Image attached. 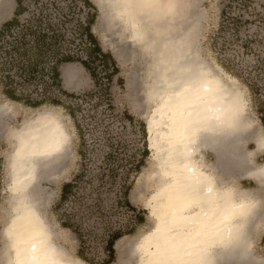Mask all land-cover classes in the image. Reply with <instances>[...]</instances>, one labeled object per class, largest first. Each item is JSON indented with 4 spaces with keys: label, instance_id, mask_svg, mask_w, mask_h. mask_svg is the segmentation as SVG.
<instances>
[{
    "label": "bare ground",
    "instance_id": "6f19581e",
    "mask_svg": "<svg viewBox=\"0 0 264 264\" xmlns=\"http://www.w3.org/2000/svg\"><path fill=\"white\" fill-rule=\"evenodd\" d=\"M4 2L10 4L0 0V11ZM97 2L111 23L125 25L129 41L151 59L141 72L149 71L154 78L152 83L149 76L142 79L152 107L147 120L153 159L150 171L140 178H149L153 191L143 198L152 226L130 247L138 263L160 264L163 258L166 264H264L254 245L264 230V192L238 182L254 179L264 166L253 158L264 151V131L249 114L246 91L219 66L216 70L201 60L196 28L176 33L180 26L175 21L187 4ZM78 78L76 67H64L67 85ZM13 111V105L0 101L1 136L6 132L4 119ZM8 137L13 151L6 190L13 214L4 229L5 264H85L57 241V231L42 212L53 197L43 184L59 181L71 160L65 121L56 109H46L9 131ZM248 141L256 149L247 150ZM208 152L215 160H208Z\"/></svg>",
    "mask_w": 264,
    "mask_h": 264
},
{
    "label": "rangeland",
    "instance_id": "374dc122",
    "mask_svg": "<svg viewBox=\"0 0 264 264\" xmlns=\"http://www.w3.org/2000/svg\"><path fill=\"white\" fill-rule=\"evenodd\" d=\"M87 1L91 7L85 0H20L11 25L0 36V77L6 79H0V101L9 102L14 110L4 119L6 132L0 135V261L3 264L4 229L13 214L6 190L8 159L13 151L8 134L46 109H56L71 133L72 156L65 175L53 184H43L53 197L42 212L57 231V241L73 256L102 264L109 256L107 240L113 233H120L112 264H139L130 247L152 226L143 200L153 189L149 178H140L150 171L153 159L147 120L152 107L144 97L142 79L149 76L152 83L154 78L149 71L141 72L151 59L144 56L139 45L129 41V31L123 23H111L112 17L104 15L97 0ZM179 2L187 5L186 13L179 14L181 19L175 21L176 27H183L184 31L176 29V33L184 34L186 28H196V50L201 60L216 70L219 66L226 75L238 80L246 91L249 114L263 126L260 113L264 112V0ZM86 27L101 49L103 57L98 60L89 56L96 44L89 40ZM81 60L91 66L86 67ZM58 61L60 89L52 75ZM68 65L79 71L78 80L71 86L63 80L64 67ZM31 67H37L34 75L28 73ZM14 84L21 90L22 99L30 98L31 94L34 101L42 97L50 99L38 107L29 106L22 99L12 101L1 88L15 87ZM54 100L62 101L63 105L53 106ZM246 148L256 149L253 143ZM207 156L209 161L215 160L212 153L208 152ZM253 158L255 163L262 164L264 152ZM72 180V191L62 199L63 184ZM239 181L245 187L258 186L252 179L239 178ZM125 189L132 207L125 204ZM260 189L264 192V188ZM263 236L264 230L254 244L255 253L262 260Z\"/></svg>",
    "mask_w": 264,
    "mask_h": 264
},
{
    "label": "trees",
    "instance_id": "16d2710c",
    "mask_svg": "<svg viewBox=\"0 0 264 264\" xmlns=\"http://www.w3.org/2000/svg\"><path fill=\"white\" fill-rule=\"evenodd\" d=\"M85 4L88 7H91L90 2H88L87 0H85ZM89 21L91 22L92 19L90 18ZM85 29L88 31V34H89L88 35V38H89V40L90 41H93L96 44V41L93 38V35L90 33V28L89 27L88 28L86 27ZM3 32H5V30ZM3 32H2V34H3ZM37 45L39 47H41V48L43 47L40 42H38ZM89 56H91L93 60H96V59L98 60L99 57H103V55L101 56V49L98 48L97 44H96V47L93 48L89 52ZM64 58H65V60H70V57H64ZM105 58H107V55H105ZM59 63H60V61H58L55 64V66L52 68V70H53L52 71V75H53V82H54V84H56V86H58L59 89H60L61 88V85H60L61 82L59 80V74H58V64ZM82 63H84L86 65V67H90L91 66V64H89L86 61H82ZM36 70H37V67H33V68L31 67L28 70L29 71L28 73H30V74L33 73L32 75H34L35 73H37ZM24 75H28V74L25 73ZM0 79L1 80H6L4 77H0ZM26 79H28V78H26ZM3 85H4V83H3ZM14 85H15V87L13 86L14 88L11 87L12 85L2 87L1 88V91L4 94V96L5 95L7 96V94L10 95V97L12 98L10 100L17 101L18 102V101H20L22 99L23 94L21 93V90L19 88H16L17 85L16 84H14ZM44 94H45V92L42 93L41 95L43 96ZM31 96H32V94H31ZM31 96H30V98L22 99V100H23L24 103H27L29 106H33V107H38L40 105H43L45 103V99L46 100L50 99V97H48V98H43L42 97V98H40L41 100L39 99V100H37L39 102H37V101H34ZM10 97L8 96V98H10ZM24 98H26V97H24ZM55 101L56 100H54V102L51 103L53 106H62L63 105V102L62 101L61 102H60V100H57V102H55ZM263 113L264 112H261L260 115H262V123L264 124V116H263ZM0 165H1V161H0ZM0 168H2V166H0ZM0 175H1V173H0ZM73 187H74V180L63 184L61 198L62 199H66L67 196H68V194L72 191ZM124 195H125V197L127 199L128 189H125ZM125 204L128 205V207H132L131 206L132 204H131V202L128 199L126 200ZM64 227H66V226L64 225ZM120 237H121L120 233H113L112 236L109 237V239L107 240V249H108V252H109V256H108L107 260H104V262L102 264H112L114 262L115 255H116L115 243L117 242V240L120 239ZM262 240H264V236H263V239ZM80 258H82L84 261L88 262L89 264H94L91 261H87V259H85L83 257H80Z\"/></svg>",
    "mask_w": 264,
    "mask_h": 264
},
{
    "label": "crops",
    "instance_id": "0c3cea01",
    "mask_svg": "<svg viewBox=\"0 0 264 264\" xmlns=\"http://www.w3.org/2000/svg\"><path fill=\"white\" fill-rule=\"evenodd\" d=\"M19 2H20V0H10V4H6V2H4L3 9L0 11V36L4 35V33L6 32V29L11 25L13 18L15 17V15L17 13ZM4 30H5V32H3ZM2 32H3V34H2ZM260 120L262 122V118ZM262 125L263 126L260 125V127L264 131V124L262 123ZM252 143L255 144L254 142L249 141L246 144V147L248 144H252ZM255 148H256V144H255ZM248 150L251 151L252 149H248ZM260 152H264V151H260ZM260 152H257V153H260ZM262 164H264V162ZM262 164H260V165H262ZM257 165H259V164H257ZM247 179H249V178H244L242 180H247ZM252 180L257 183V180H254V179H252ZM239 186L243 187L244 185L242 182H240ZM259 187L260 186L258 185L256 188H259ZM243 188H245V186ZM252 188H255V187H246V189H252Z\"/></svg>",
    "mask_w": 264,
    "mask_h": 264
},
{
    "label": "clouds",
    "instance_id": "9594fccd",
    "mask_svg": "<svg viewBox=\"0 0 264 264\" xmlns=\"http://www.w3.org/2000/svg\"><path fill=\"white\" fill-rule=\"evenodd\" d=\"M256 173H258V175H253L252 177L257 180L261 188H264V166L259 167Z\"/></svg>",
    "mask_w": 264,
    "mask_h": 264
},
{
    "label": "snow or ice",
    "instance_id": "6c2138e0",
    "mask_svg": "<svg viewBox=\"0 0 264 264\" xmlns=\"http://www.w3.org/2000/svg\"><path fill=\"white\" fill-rule=\"evenodd\" d=\"M160 264H166V261L162 258Z\"/></svg>",
    "mask_w": 264,
    "mask_h": 264
},
{
    "label": "built area",
    "instance_id": "2783aa9c",
    "mask_svg": "<svg viewBox=\"0 0 264 264\" xmlns=\"http://www.w3.org/2000/svg\"><path fill=\"white\" fill-rule=\"evenodd\" d=\"M85 26L87 25L86 23L84 24ZM85 40H87L86 38H85ZM87 42V41H86ZM87 45L89 46V47H91L92 45H91V43H87ZM108 252V251H107Z\"/></svg>",
    "mask_w": 264,
    "mask_h": 264
}]
</instances>
